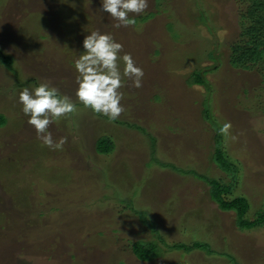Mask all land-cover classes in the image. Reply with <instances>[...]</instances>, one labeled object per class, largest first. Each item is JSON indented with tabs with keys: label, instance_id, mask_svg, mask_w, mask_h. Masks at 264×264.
I'll return each mask as SVG.
<instances>
[{
	"label": "rangeland",
	"instance_id": "rangeland-1",
	"mask_svg": "<svg viewBox=\"0 0 264 264\" xmlns=\"http://www.w3.org/2000/svg\"><path fill=\"white\" fill-rule=\"evenodd\" d=\"M148 3L135 19L155 17L117 29L101 0H0V50L16 72L0 63V114L8 119L0 130V264H234L229 257L264 264V228L239 232L235 214L211 202L206 183L150 163L148 136L130 127L157 139L158 162L228 184L230 177L210 161L217 134L202 107L210 98L217 126L230 122L237 137L224 138L239 169L229 199L247 198L250 219L264 208V76L229 64L239 0ZM92 31L112 35L123 45L121 56L131 54L144 72L141 88L122 81L125 111L116 122L76 102L74 62ZM200 70L210 72V95L187 87ZM41 83L77 103V114L49 128L54 141L67 137L63 150L37 139L18 103L20 91ZM101 137L115 142V154H97ZM119 200L146 212L168 245L207 243L217 255L170 252ZM142 240L161 248L154 262L131 253L129 243Z\"/></svg>",
	"mask_w": 264,
	"mask_h": 264
},
{
	"label": "trees",
	"instance_id": "trees-1",
	"mask_svg": "<svg viewBox=\"0 0 264 264\" xmlns=\"http://www.w3.org/2000/svg\"><path fill=\"white\" fill-rule=\"evenodd\" d=\"M239 6H241L238 15V27L239 34L235 38V41L230 45V55L229 64L237 71L252 72L259 70L263 76L264 73V0H239ZM155 17L154 14H150L146 17L135 19L136 23L144 24L148 22L151 18ZM205 16L201 15V21L205 22ZM172 31V27H169ZM176 35L173 34V37ZM178 35L175 37L177 38ZM84 52V49L81 53ZM209 59L214 60V55L211 54ZM0 63L11 73L16 75L13 71V59L10 56L5 55L0 50ZM210 72L206 71H196L191 74L187 80V87L194 88L199 87L203 89L208 95L213 91L211 84L207 80ZM264 78V77H263ZM210 97V96H209ZM210 103V98L204 100L202 104L203 107V118L204 121L212 123L213 129L217 136L214 139L215 142V152L211 158V162L224 174L228 175L232 182L226 184L222 181L216 179H209L206 176H201L195 171H178L179 169L173 165L164 164L158 162L157 155V139L149 134L147 131L142 130L137 126H130L133 129H137L148 136L151 144V162L152 164H159L162 168H174V171L183 175L192 176L201 182L208 185L209 195L211 202H214L220 211L225 213H234L236 216V227L239 232H248L255 230L257 228H264V208L256 213L254 219L248 217L249 211L251 209L248 199L245 197H234L229 199L233 195V192L238 184L239 179V169L232 158L226 153L224 148V137L219 134V126L215 121L213 116L212 107ZM116 122V120H115ZM8 119L5 115L0 114V130L7 126ZM119 123V122H117ZM122 126H129L125 123H119ZM116 144L110 137H101L96 142L95 150L98 155L109 157L115 154ZM178 169V170H177ZM120 205L127 211L134 213L141 223L146 226L153 235H158L160 237L159 241L170 252H184L186 254H191L195 251L202 252L207 255H217L212 247L207 243H193L192 245H187L184 243H178L174 245H168L161 238L160 233L156 230L155 222L150 219L146 212H139L133 208L132 203H127L125 200H119ZM101 238L102 235H100ZM157 237V238H158ZM129 249L131 253L136 257V259L141 263H151L154 262L158 257H160L162 250L157 243L151 241H137L129 243ZM229 261L236 263L232 257H229Z\"/></svg>",
	"mask_w": 264,
	"mask_h": 264
},
{
	"label": "clouds",
	"instance_id": "clouds-1",
	"mask_svg": "<svg viewBox=\"0 0 264 264\" xmlns=\"http://www.w3.org/2000/svg\"><path fill=\"white\" fill-rule=\"evenodd\" d=\"M148 6V0H101V11L116 21L114 27L117 29L134 26L135 16L144 13ZM83 49L84 52L74 62L76 102L93 114L115 121L125 111L121 104L123 94L119 91L124 86L122 81L130 80L132 87L141 88L143 69L136 66L131 54L121 56L123 45L110 34L92 31L85 36ZM18 103L22 105L23 114L29 117L27 122L36 131L37 139L50 150H63L67 137L54 141L49 128L55 121L77 114V103L48 83H41L33 89L24 88L19 93ZM231 129V123L226 122L219 129V134L225 140L229 137L235 140L237 137L231 134Z\"/></svg>",
	"mask_w": 264,
	"mask_h": 264
}]
</instances>
